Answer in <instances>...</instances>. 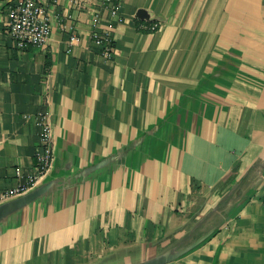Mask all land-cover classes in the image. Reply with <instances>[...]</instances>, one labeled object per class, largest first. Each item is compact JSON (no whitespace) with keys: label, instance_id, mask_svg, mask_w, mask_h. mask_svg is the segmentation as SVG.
<instances>
[{"label":"crops","instance_id":"obj_1","mask_svg":"<svg viewBox=\"0 0 264 264\" xmlns=\"http://www.w3.org/2000/svg\"><path fill=\"white\" fill-rule=\"evenodd\" d=\"M12 1L0 194L33 173L41 122L53 161L0 224V264H136L201 239L167 264H264V0H115L120 22L100 0H37L52 33L25 49Z\"/></svg>","mask_w":264,"mask_h":264},{"label":"built area","instance_id":"obj_2","mask_svg":"<svg viewBox=\"0 0 264 264\" xmlns=\"http://www.w3.org/2000/svg\"><path fill=\"white\" fill-rule=\"evenodd\" d=\"M112 18L118 22L122 21L119 15L115 0H100ZM7 35L14 41L19 49L27 47H42L51 37L52 28L47 10L37 0H15L7 7ZM97 22V19H94ZM98 45L108 42V33L103 37L95 35ZM77 41V37L72 36L71 42ZM113 48L111 46L102 50V57L109 60L112 57ZM39 139L41 145L35 152V167L33 173L26 176L22 183L12 190L0 194V202L20 196L33 189L38 181L48 174L53 161V142L49 127L43 122L40 123ZM262 210L264 213V179Z\"/></svg>","mask_w":264,"mask_h":264},{"label":"water","instance_id":"obj_3","mask_svg":"<svg viewBox=\"0 0 264 264\" xmlns=\"http://www.w3.org/2000/svg\"><path fill=\"white\" fill-rule=\"evenodd\" d=\"M138 16L140 18L145 17L144 11H139ZM48 185H43L38 188H33L30 191L11 198L9 200L3 201L0 203V224L3 223L9 216L17 213L21 209L25 208L26 206L30 205L34 201H36L38 198H40L45 192L48 190ZM203 239L176 251H167L164 252L154 258L136 263V264H167L170 263L179 257L185 255L189 251L193 250L195 247H197Z\"/></svg>","mask_w":264,"mask_h":264}]
</instances>
